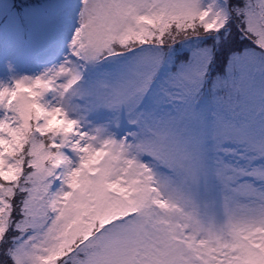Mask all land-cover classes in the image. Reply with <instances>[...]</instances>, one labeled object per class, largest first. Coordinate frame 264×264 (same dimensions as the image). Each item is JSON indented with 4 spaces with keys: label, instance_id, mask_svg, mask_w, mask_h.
I'll return each mask as SVG.
<instances>
[{
    "label": "snow or ice",
    "instance_id": "obj_1",
    "mask_svg": "<svg viewBox=\"0 0 264 264\" xmlns=\"http://www.w3.org/2000/svg\"><path fill=\"white\" fill-rule=\"evenodd\" d=\"M0 264H264V0H0Z\"/></svg>",
    "mask_w": 264,
    "mask_h": 264
}]
</instances>
